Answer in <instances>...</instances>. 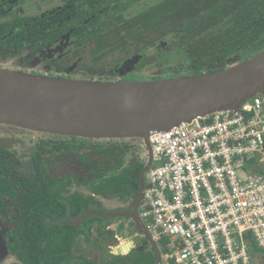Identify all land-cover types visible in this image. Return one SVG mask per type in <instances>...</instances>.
Here are the masks:
<instances>
[{
	"label": "flooded vegetation",
	"instance_id": "1",
	"mask_svg": "<svg viewBox=\"0 0 264 264\" xmlns=\"http://www.w3.org/2000/svg\"><path fill=\"white\" fill-rule=\"evenodd\" d=\"M168 1L0 0V68L93 81L177 76L151 72L160 46L167 55L175 51L165 45L174 33L138 52V38H122L128 28H151L155 5L165 11ZM170 4L178 13L184 6L183 0ZM179 18L175 25L184 27ZM162 22L170 24V17L157 26ZM108 38L119 45L114 53L101 47ZM129 48V55L118 54ZM153 166V151L140 138L0 123V264H178L141 211ZM259 258L264 261V252Z\"/></svg>",
	"mask_w": 264,
	"mask_h": 264
},
{
	"label": "built area",
	"instance_id": "2",
	"mask_svg": "<svg viewBox=\"0 0 264 264\" xmlns=\"http://www.w3.org/2000/svg\"><path fill=\"white\" fill-rule=\"evenodd\" d=\"M143 217L178 264H264V94L149 137ZM250 235V236H249Z\"/></svg>",
	"mask_w": 264,
	"mask_h": 264
},
{
	"label": "water",
	"instance_id": "3",
	"mask_svg": "<svg viewBox=\"0 0 264 264\" xmlns=\"http://www.w3.org/2000/svg\"><path fill=\"white\" fill-rule=\"evenodd\" d=\"M258 94H264V47L244 60L229 58L219 70L144 81L79 80L0 68V123L63 135L140 138L152 156L151 131L239 110ZM138 229L154 241L145 224Z\"/></svg>",
	"mask_w": 264,
	"mask_h": 264
},
{
	"label": "trees",
	"instance_id": "4",
	"mask_svg": "<svg viewBox=\"0 0 264 264\" xmlns=\"http://www.w3.org/2000/svg\"><path fill=\"white\" fill-rule=\"evenodd\" d=\"M170 2L171 0L168 1L169 8L161 12L155 5L151 28L149 23L148 26L128 28L123 30L122 38H138L139 41L133 46L136 49L134 52H138L157 39L174 33L175 38L168 40L165 45L181 52L187 51L188 56L185 66L172 70L174 75L201 74L205 69L219 70L227 66L229 58L236 56L244 60L264 47V0H183L184 6L179 9V13L178 8ZM181 15L185 18L184 27L175 25ZM167 17H170V24L162 22L157 26L160 19ZM109 39L101 45L106 47V54L114 53L119 46L108 41ZM132 50L133 48H129L118 54L127 56ZM164 51L165 48L160 46L152 60L163 62L161 59L167 58ZM161 243L165 244V240ZM251 246L252 254L260 255L264 252L252 238Z\"/></svg>",
	"mask_w": 264,
	"mask_h": 264
},
{
	"label": "rangeland",
	"instance_id": "5",
	"mask_svg": "<svg viewBox=\"0 0 264 264\" xmlns=\"http://www.w3.org/2000/svg\"><path fill=\"white\" fill-rule=\"evenodd\" d=\"M174 37V34H173ZM181 51L176 50L175 51H171L168 55H167V59H161L163 60V64H161L160 62H154L153 65V70L151 71L153 75H157L162 73L163 75H167V74H172V70L177 68V67H182L185 66L187 64L188 61V56L186 54L187 51H183L180 53ZM170 68V69H169ZM151 75V74H148ZM262 167H264V163L262 164ZM141 211H145V208H142ZM121 225L124 222H120ZM121 229H123V231L126 230L125 226H122ZM137 241H139V238H137Z\"/></svg>",
	"mask_w": 264,
	"mask_h": 264
},
{
	"label": "clouds",
	"instance_id": "6",
	"mask_svg": "<svg viewBox=\"0 0 264 264\" xmlns=\"http://www.w3.org/2000/svg\"><path fill=\"white\" fill-rule=\"evenodd\" d=\"M259 95V94H258Z\"/></svg>",
	"mask_w": 264,
	"mask_h": 264
}]
</instances>
